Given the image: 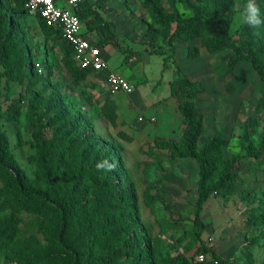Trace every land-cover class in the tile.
<instances>
[{"label": "rangeland", "instance_id": "374dc122", "mask_svg": "<svg viewBox=\"0 0 264 264\" xmlns=\"http://www.w3.org/2000/svg\"><path fill=\"white\" fill-rule=\"evenodd\" d=\"M159 1L169 5V0ZM204 1L215 7L220 0ZM2 2L14 18L19 48L33 61L30 78L18 86L17 96L24 100L20 121H2L13 154L12 173L36 178L33 135L52 120V130L60 136L69 134L83 141L93 157L117 165L108 172H115L122 185L120 207L126 216L114 221L119 238L126 240L128 255L115 254L114 264L130 259L134 264H179L183 256L195 264L204 246L214 247L229 264H264V165L244 161L237 194L212 197L204 205L205 231L199 236L194 224L199 168L190 160L173 161L167 151L155 148L158 137L179 140L186 129L179 102L171 93V85L180 79L178 70L195 89H205L196 100L208 121L203 144L224 131L231 138L225 159L245 155L250 144H264V107L258 106L260 81L252 66L244 62L228 74L230 53L209 55L202 50L200 56L190 57V44L183 41H177L172 52L166 37L175 26L159 24L152 0H90L111 24L124 50L101 46L103 55L133 87L131 94L113 97L119 110L112 120L103 109L109 95L105 78L93 75L76 82L65 66L62 45L47 39L36 17L23 15L14 0ZM246 2L236 4L231 33L236 40L244 38L264 61V28L252 29L240 19ZM256 3L264 15V0ZM178 8L182 15H189L181 4ZM87 35L99 42L96 35ZM52 130H45L48 138ZM3 187L0 180V190ZM128 194L132 195L129 202ZM167 204L174 210L168 211ZM126 205L132 210L127 211ZM52 250L57 248L48 236L44 216L0 193V264H47L46 253Z\"/></svg>", "mask_w": 264, "mask_h": 264}, {"label": "trees", "instance_id": "16d2710c", "mask_svg": "<svg viewBox=\"0 0 264 264\" xmlns=\"http://www.w3.org/2000/svg\"><path fill=\"white\" fill-rule=\"evenodd\" d=\"M26 1L14 0L23 15L30 16L25 9ZM237 2L220 0L215 7H211L204 0H169L168 6H162L159 0H152L154 16L159 24L164 28L175 26L166 37L172 52L177 41L189 43L188 53L194 58L200 56L202 50L209 55L228 52V74L234 73L240 64L249 63L260 81L258 106L264 107V61L244 38L236 40L231 33ZM178 4L189 15H182ZM161 11L166 14L163 18L159 15ZM77 14L85 23L87 34L99 38V46L113 45L124 51L118 36L111 30V24L94 9L90 0L81 2ZM35 17L43 35L64 48L65 66L76 82L83 83L93 75H101L107 80L106 71L95 72L92 68L80 67L73 58V47L65 40L61 30L47 26L40 15ZM14 22L0 0V68L4 69L0 72V180L4 184L0 193L12 203H22L31 213L44 216L48 236L57 248L46 253L47 264H114L115 254L128 255L126 240L119 238L114 221L116 217L119 220L126 216V211L120 207L124 200L122 185L115 172L97 170L96 164L101 160L84 148L83 141L69 134L60 136L58 130H52V120H49L50 125L33 135L37 149V155L33 157L38 164L36 178L30 180L19 173H12L13 154L9 137L2 130V121H20L24 100L17 96L20 94L18 86L25 85L33 70L32 57L19 48ZM150 34L155 35V32ZM194 42L198 45H192ZM178 75L180 79L171 85V93L179 102L186 129L179 140L158 137L155 148L167 151L173 161L190 160L197 164L199 180L194 224L201 236L205 231L202 219L204 205L212 197L228 198L237 194L239 176L244 173V161L258 167L264 165V144L258 147L250 144L245 155L228 159L224 158V154L231 138L224 131L216 132L203 144L208 121L207 116L199 111L196 100L199 92L205 89H195L188 79L182 77V71L178 70ZM108 94L104 114L114 120L119 107L113 100L115 96ZM47 128L54 132L51 138L45 135ZM112 164L115 165L113 170L117 169L116 163ZM125 183L123 178V185ZM131 196L128 194L125 200L131 201ZM166 207L168 211L174 210L169 204ZM126 208L127 211L132 210L130 205ZM199 253L209 254L222 264H229L228 259L219 256L214 247L204 246ZM137 254L140 258L141 253L138 251ZM179 260V264H190L184 256ZM123 264H134V259Z\"/></svg>", "mask_w": 264, "mask_h": 264}, {"label": "built area", "instance_id": "2783aa9c", "mask_svg": "<svg viewBox=\"0 0 264 264\" xmlns=\"http://www.w3.org/2000/svg\"><path fill=\"white\" fill-rule=\"evenodd\" d=\"M83 0H27L25 9L30 15H40L47 26L60 29L65 40L74 49L73 58L83 69L92 68L95 72L108 73L106 80L107 92L113 96L133 92L129 81L114 71L105 56L102 48L90 41L85 32V23L79 18L77 11ZM195 264H222V262L206 253L195 256Z\"/></svg>", "mask_w": 264, "mask_h": 264}, {"label": "clouds", "instance_id": "9594fccd", "mask_svg": "<svg viewBox=\"0 0 264 264\" xmlns=\"http://www.w3.org/2000/svg\"><path fill=\"white\" fill-rule=\"evenodd\" d=\"M243 24L251 27L252 29H261L264 28V15L261 13L259 5L256 3V0H247L243 7V11L240 17ZM259 35V33H256ZM115 167L114 164L110 163L108 160L97 162V170H113Z\"/></svg>", "mask_w": 264, "mask_h": 264}, {"label": "crops", "instance_id": "0c3cea01", "mask_svg": "<svg viewBox=\"0 0 264 264\" xmlns=\"http://www.w3.org/2000/svg\"><path fill=\"white\" fill-rule=\"evenodd\" d=\"M95 38H96V37H95ZM95 38H94L93 40H92L91 38H89V39H90V41H92V42H97V43H98V39H95ZM226 260H227V259H226Z\"/></svg>", "mask_w": 264, "mask_h": 264}]
</instances>
